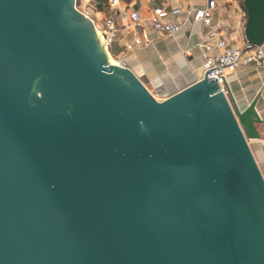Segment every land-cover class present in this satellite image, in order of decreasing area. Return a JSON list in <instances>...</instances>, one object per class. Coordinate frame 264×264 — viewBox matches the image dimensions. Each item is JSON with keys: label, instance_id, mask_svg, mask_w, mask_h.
<instances>
[{"label": "water", "instance_id": "1", "mask_svg": "<svg viewBox=\"0 0 264 264\" xmlns=\"http://www.w3.org/2000/svg\"><path fill=\"white\" fill-rule=\"evenodd\" d=\"M108 61L75 0H0V264H264L254 102L157 100Z\"/></svg>", "mask_w": 264, "mask_h": 264}, {"label": "crops", "instance_id": "2", "mask_svg": "<svg viewBox=\"0 0 264 264\" xmlns=\"http://www.w3.org/2000/svg\"><path fill=\"white\" fill-rule=\"evenodd\" d=\"M81 11L91 14L95 24L101 25L104 18L113 17L118 28L116 38L110 44V56L125 51V61L131 72L152 92L157 100H164L201 79L203 48L197 45L201 36L207 40H223L227 45H241L245 41L243 20L244 10L240 0H218L212 12V24L203 26L193 21V8L203 7L205 0H119L118 8L136 10L141 24H133L128 18L117 15V8L108 0H77ZM164 5L168 10L181 8L180 12L169 13L168 18L176 23L184 22L181 29L172 36L155 33L147 19L153 7ZM134 34L140 44H132ZM145 41H147L146 44ZM264 51V43L262 44ZM188 50V54L184 52ZM215 51V50H214ZM228 92L225 98L240 110L254 102L260 123L255 124L259 139L249 142L251 154L264 180V66L256 63L237 67L226 74Z\"/></svg>", "mask_w": 264, "mask_h": 264}, {"label": "built area", "instance_id": "3", "mask_svg": "<svg viewBox=\"0 0 264 264\" xmlns=\"http://www.w3.org/2000/svg\"><path fill=\"white\" fill-rule=\"evenodd\" d=\"M175 3L182 2L183 0H173ZM119 0H108V4L111 7L117 8V15L121 18H128L133 24H141L140 15L136 10H124L118 8ZM218 0H205L203 7L193 8L192 20L200 22L203 26L209 27L212 24V12L217 7ZM75 9L81 12L86 18H88L94 25L96 32L100 36L105 37L106 52L109 58L112 59L109 62L113 66L128 69L125 61V51L118 56H110V44L116 38L118 28L115 26L114 18L107 17L103 19L101 25H97L94 22L91 14L81 11L80 4L75 0ZM181 8L172 7L168 10L164 5L153 7L150 11V15L147 19L149 25L157 34L163 36H172L176 34L184 22L176 23L171 21L168 16L169 13L180 12ZM240 17L243 20V27L246 18L244 10L240 11ZM132 44L127 43L125 49H131L132 45L140 44V38L137 34H134ZM147 41H145L146 44ZM197 45L202 50V64H201V78H216V83L219 87V91L226 94V74L234 71L237 67L243 65H249L256 63L264 66V51L262 45H251L247 42L246 38L241 45H227L223 40H207L201 36L197 42ZM215 50V51H214ZM188 54V50L184 52ZM113 63V64H112ZM150 92V91H149ZM152 95V92H150ZM154 97V95H152Z\"/></svg>", "mask_w": 264, "mask_h": 264}, {"label": "trees", "instance_id": "4", "mask_svg": "<svg viewBox=\"0 0 264 264\" xmlns=\"http://www.w3.org/2000/svg\"><path fill=\"white\" fill-rule=\"evenodd\" d=\"M241 1V0H240ZM241 5H242V8L244 9V6H243V0L241 1ZM245 11V10H244Z\"/></svg>", "mask_w": 264, "mask_h": 264}, {"label": "bare ground", "instance_id": "5", "mask_svg": "<svg viewBox=\"0 0 264 264\" xmlns=\"http://www.w3.org/2000/svg\"><path fill=\"white\" fill-rule=\"evenodd\" d=\"M110 59V61L109 62H111L112 61V59L111 58H109ZM113 64V63H112Z\"/></svg>", "mask_w": 264, "mask_h": 264}, {"label": "rangeland", "instance_id": "6", "mask_svg": "<svg viewBox=\"0 0 264 264\" xmlns=\"http://www.w3.org/2000/svg\"><path fill=\"white\" fill-rule=\"evenodd\" d=\"M242 1V0H241Z\"/></svg>", "mask_w": 264, "mask_h": 264}]
</instances>
